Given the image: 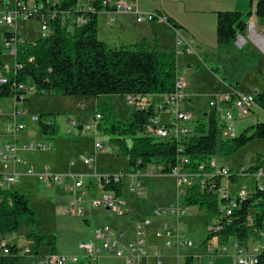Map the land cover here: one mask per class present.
Returning <instances> with one entry per match:
<instances>
[{"label": "trees", "instance_id": "1", "mask_svg": "<svg viewBox=\"0 0 264 264\" xmlns=\"http://www.w3.org/2000/svg\"><path fill=\"white\" fill-rule=\"evenodd\" d=\"M78 2L79 0H61L56 7L59 12L82 15L87 22L69 29L55 19L49 23L52 28L50 35L42 36L32 43L23 39L14 58L15 64L20 67L15 72L6 70L2 59L4 46L0 42V66L4 67V75L9 80L8 84L0 85V100L13 97L20 99L21 95L27 97L24 92H15L14 84L28 83L29 80L33 82L36 95L51 93L62 97H91L98 100L103 96H132L140 105L136 106L128 121L118 119L111 105L102 103L98 106L102 114L99 129L114 136L113 142L128 159L132 172L144 171L149 166H160V174L169 175L183 159H187L189 163L185 167L191 175H200L202 166L203 173L212 174L214 171L210 163L219 151L225 156H233L256 140L264 139L263 123L243 130L235 138L222 139L218 114L210 108L209 111L202 112L200 119L194 122V132L186 138L177 140L174 137L152 136L148 132L150 119L155 116L162 99L175 92L179 77L177 53L162 52L145 43L123 46L119 50L109 49L98 36L97 14L102 11L100 0L95 3V14L78 12ZM43 4L44 8L38 14H48V10L52 8L46 0ZM253 4L254 0L250 2V6ZM252 14L251 11L218 12V47H230L236 43L239 34L245 35L247 21ZM255 15L264 26V0L257 1ZM169 20L178 29V24L170 18ZM13 35L12 32H6L5 38ZM210 68L216 72L215 68ZM143 105L148 106L143 108ZM255 105L264 112V92L255 96ZM39 115L42 120L52 122L50 126L42 122L39 124L42 134L49 137L56 135L58 124L52 119L53 115L43 112ZM263 164L264 162L247 172L254 173ZM230 180L235 185L238 174L234 173ZM210 183L217 188L221 184V178L216 176ZM105 191L115 193L117 197L122 196L123 184H109L105 186ZM184 201L188 207L197 206L205 210L209 217L220 221L221 231L218 234L209 233L206 241L218 236L226 242L234 238L247 243L250 240H260L264 233V190L253 191L247 198L238 200V208L230 216L220 210V206L228 205L229 200H220L208 185L202 190L199 184H193L187 189ZM37 222V213L23 193L0 189V236L16 233L25 224L30 229L28 237L33 239L37 247L46 243L52 254H55L56 236L36 232ZM5 247L11 253L8 256L2 254L0 264H19L17 246L6 244Z\"/></svg>", "mask_w": 264, "mask_h": 264}, {"label": "rangeland", "instance_id": "2", "mask_svg": "<svg viewBox=\"0 0 264 264\" xmlns=\"http://www.w3.org/2000/svg\"><path fill=\"white\" fill-rule=\"evenodd\" d=\"M24 1L27 2L26 0ZM28 1L31 4L37 3L36 1H39L43 4L44 0ZM46 1L49 3L51 1L58 0ZM14 2L15 0H0V17L2 11H7L8 4L10 3L13 5ZM256 3L257 0H254V4L251 7L249 0L247 8L244 9L239 8V6L237 5L234 6L232 0H225V4H222L223 6L220 9H222L221 11H240L244 13H248L251 11L253 14L248 18L247 24L250 21H255L257 22L258 31H262L264 30V26L259 22L255 15ZM209 9L210 7L206 2V37L202 38V40H195L200 44V41L206 43L207 54H203L201 56L203 60L207 59L208 54L216 51L215 48L217 46V11L215 13L212 12L215 10ZM50 18L51 16L49 14H36L31 18L20 17L17 23H14L11 26L0 25V42L2 46L4 45L6 40V32L16 33L22 39H24V41H27L29 43L35 42L42 36L50 35V28L47 31L42 30V26L45 23H49ZM193 27L195 26L193 25ZM246 37H248V32H246L245 38ZM256 47L257 46L249 43L243 52L248 56V64H251V62H253V64L255 63L256 66H258V62L261 65L264 64V53H262ZM176 53L177 56L180 55L177 51ZM256 54L259 58L256 62H254ZM2 56L7 65H10V69L6 68V70L12 71L15 65L14 57L11 56L6 48H4V53ZM193 58H195V56L180 55L177 58V61L178 70H180L182 73L185 72L187 76L185 77L186 79H192V76H195V78L198 79L197 83H191L192 104L190 108L192 113L197 114L200 109L208 110L209 102L213 98L228 95L229 89H227V87L222 83L224 78L227 79L224 74L218 73V78L220 79H216V81H213L211 75L207 70L198 71L199 62L196 59L193 60ZM191 61L194 63L193 67H189L187 64ZM243 65H238L236 67L238 69L237 73L239 75H242L246 71L247 66L245 68ZM210 66L216 69V66L214 64ZM188 68H193V71H186ZM228 72L229 82L231 81L234 86L239 87L240 91H245V88L241 84H239L237 80H230V78H232L231 75L234 74L230 67L228 69ZM249 78L250 80H252L253 77L249 76ZM205 79L206 85L205 82H201V80L205 81ZM260 80L263 82L260 88L262 91H264V78L261 77ZM183 82L185 81L183 80ZM28 85L32 86L33 82L29 80ZM26 96L30 99V101H26L25 104L30 103V108L33 112L35 111V109L38 110V108L40 107L42 108L43 113L52 114V119L58 124V132L53 137L41 134L39 136L42 141H52L57 150H55L54 152L48 151L47 153L28 154V158L30 160L31 158L35 159L36 161L39 160L41 163H44V166L51 167L53 171L61 175H82V181H85V179H87L85 178L87 177L86 174L93 172L94 168H96V174H98L99 176L126 175L130 172L128 159L121 153L119 147L113 142L114 136L111 133L106 132L105 130H101V132L96 136L84 129L71 127L69 125V122H76L78 125L82 126L90 123L92 118L96 115L98 106L102 103L111 105L114 108L118 119L122 121H128L137 107L130 106V104L125 100L124 97L103 96L98 100L91 97H62L51 93L44 95L28 93V95ZM4 100L5 101L0 103V105H2L5 112L12 111L16 102V98H6ZM98 111L99 113H101L100 109ZM234 111H236L235 117L238 135L243 130L249 129L258 123L264 124V112L262 110L260 111L258 109V111L256 110L255 113L244 118L240 116L237 110ZM166 118L167 117L165 115L162 116V120H166ZM197 119L200 118L197 117ZM4 121H7L6 116H0V133H2L1 131H3L2 124ZM193 125L194 122L190 124V126ZM68 129L71 130V133H68ZM96 142L102 144V146L105 148V152H98L95 166L93 164V166L90 167L85 165L84 160L88 158L91 153H93ZM215 158L217 159L219 166L225 165L233 170L242 168L251 169L256 165L258 166V164L260 165L264 162V139L256 140L255 142L241 149L233 156H225L221 151H219ZM259 158H261L260 161ZM8 165L10 164H6L3 161H0V173L4 172V168H7ZM147 172L148 171H146V173ZM250 175L251 173H248L246 177H240L238 182L235 184V187H233V190L239 192L243 187L253 190L255 188V183ZM68 182L69 181L65 182V184L62 186H57L52 189H45L46 187L41 183H35L37 186L36 188H38V190H42L38 197L32 198V203L35 207L34 210L36 211L38 217V222L35 227L36 232L41 234L47 232L48 235H55L57 238V243H62V246L68 251L72 249L74 250V248L77 247V256L81 257L82 253L78 249V246L93 239V232L95 228L108 227L112 230L117 231L122 229L123 233H126L128 229L130 232L129 235L134 238L135 227L138 223H141L144 220L143 217L145 215L147 218H150L152 220L151 226L145 229V239H147V246L149 247V245L151 246V244H153L152 246H156L155 249L159 248L163 250L162 252H165L163 253V256L166 261H169L170 264H177V252L175 249H162V247L157 245L161 244V246H164V244H166V241H169L166 233L163 234L168 238L165 239L166 241L164 240V238L157 239L156 237L157 229H161V226L159 224L165 223L164 217H166L167 215L157 218L153 216V211L155 209L167 207L171 202H175L178 199V188L176 186L175 179H172L168 176L163 177L159 175L145 176L140 178V182L145 189V194L141 198H138L135 193L133 194L128 191V180L125 179L123 181V196L125 197L127 202H129V205L136 209H140V211L136 215H134V217L118 216L115 214L113 215V213L104 211V209L101 207L96 208L95 211V208L92 209V207H90L91 205L88 204L90 201L92 202L93 199L97 197L94 196V192H92L91 195H87L85 198L83 197L84 202H86L85 204L83 203L84 215L78 216L77 214H70V212L65 213L66 210L72 207V203L78 199V195H76V193L69 188L70 184H68ZM19 186H22L23 191L27 193H30L32 191L37 192V190H35L30 185V183L27 182V180L23 179L14 187ZM25 186H27L26 190H24ZM95 188L97 189V187ZM99 191L100 190H97V192ZM98 198L100 197L98 196ZM165 220L169 222L170 230L176 231V225L173 226V219L167 217ZM182 221L185 228L182 233L185 234L186 238L191 240L194 245L191 248L181 249L182 251L180 255L182 257L180 258V261L182 263H184L185 259L183 251L187 250V253H192V255L195 256L196 262L198 261L200 264H232V256L234 254V250L231 246V242L224 243V246H227L229 250L223 256L215 254L210 255V253H208L210 252L208 250L209 246H211L215 251L217 248H219L220 245V240L218 239V237H213L210 241H206L209 234L208 226L216 223L217 219L209 217L205 210L197 206H191L189 207L185 217L182 218ZM23 227H21V229L15 234L13 233L9 234L8 236H0V256H3L1 250L2 245L6 243L15 246V244L18 243L19 248L17 249L19 250V253L17 255L19 257V264H30L31 257L33 255L22 254V251L25 252V250L27 249L31 251V248L29 247L30 238L23 233ZM167 254L171 256L169 257ZM82 259L83 257L81 258V260ZM97 264L125 263L114 254L103 252Z\"/></svg>", "mask_w": 264, "mask_h": 264}, {"label": "built area", "instance_id": "3", "mask_svg": "<svg viewBox=\"0 0 264 264\" xmlns=\"http://www.w3.org/2000/svg\"><path fill=\"white\" fill-rule=\"evenodd\" d=\"M59 1V0H58ZM58 1L47 2V4L52 7L48 10V14L51 16L50 22L56 20L60 21V24L63 27L72 29L76 26L85 24L87 21L82 15H73L71 12H59L57 10ZM97 0H79L77 5L78 12H91L95 14L97 12L95 8V3ZM100 5L102 10L111 14L113 21L116 16L129 14L133 15L136 19V22L139 24L142 23H162L168 25L174 34L177 36V52H180V55L192 54L194 53V48L186 44L183 38L179 35V30L173 27V24L170 22L169 17L162 11L156 10L153 12H143L138 6L137 2H132L130 0H100ZM44 8V4L41 2L31 4L25 2L24 0H15L14 4H8L7 11L1 12L0 25L11 26L14 23H17L20 17L31 18L32 16L38 14V11ZM49 23H45L42 26L43 31H47L52 28ZM248 37L245 38L243 35H238L236 43L240 48H244L247 43L250 41L257 48L264 53V30L258 31L257 26L253 21L248 23ZM13 33V32H12ZM48 36V35H46ZM45 36V37H46ZM23 42V39L14 33L13 36H8L5 40L4 48L9 51L11 56L15 58L17 54V49L20 43ZM17 69H20L18 65H14V68L11 72H15ZM9 80L4 75V67L0 66V85L8 84ZM15 92H24L35 93L34 85L29 86L28 83L24 84H14ZM258 93L250 94H241L234 92L225 96H218L213 98L209 102V108L216 110L219 118L220 125V135L222 139H232L238 135L237 126H236V117L235 111L237 110L242 116H248L254 111L258 110L255 105V96ZM25 96L21 95L20 100H24ZM125 100L128 101L130 106H139L140 103L136 102L132 96L125 97ZM162 104L156 109L155 116L150 119V126L148 132L157 138H168L174 137L177 140H181L190 136L194 132V125L190 126L191 123L196 121L194 113L189 109V99L185 94V82L180 77H177L175 92L168 98L162 99ZM148 105H143V108H146ZM165 114L168 116V121H163L160 118V115ZM16 119L13 122H10L5 125V135L16 139V136L23 132L26 129V125L22 122H18L17 119L22 117H30V120L33 123L40 124L41 122L46 126L52 124L51 120L41 119L39 114H29L26 110H16L15 113ZM102 122V114L96 111L95 117L92 118L90 124L85 126V129L88 132H92L94 135L98 134L99 125ZM71 127H77L76 122H69ZM68 133H71V130H68ZM54 148L52 142L50 141H39L31 142L28 144H22L20 147L13 143H5L0 145V161H3L6 164H18L21 162L20 158L17 157V150H36V151H46L52 150ZM182 149H180L181 151ZM95 151H103V146L100 143H96ZM86 165H93L96 163L94 156H89L84 160ZM189 163V160L183 159V162L179 164L176 168L172 170L169 176H172L178 183L180 187L186 188L184 194H186L187 189L193 184H199L202 190L209 186L210 190L216 192L220 200H229L228 205H221L220 210L223 214L230 216L232 212L238 208V200L247 198L253 191L264 190V167L256 170L254 173H251L255 181L254 190H250L246 187L240 189L239 192L233 190L234 185L231 184L230 178L234 173L238 174V178L246 176L248 174L247 169H238L231 170L227 166H219L217 159L214 157L211 160L210 166L213 169V173H203L204 167H201L202 173L200 175H191L190 171L185 167ZM154 170L158 173L162 170L160 166H152ZM143 171H137L129 173L128 178L132 179L133 182L130 184V191L138 195L144 193V187L140 182V177ZM26 176L35 177L37 181L43 184L46 188L52 189L56 186H61L65 182L72 185V189L82 188L83 182L81 179H77L74 174L61 175L57 174L49 169H46L44 172H37L33 166H30L26 171ZM17 172L3 173L0 174V189H9L11 186L16 185L21 182L22 176ZM216 176L221 178V184L219 187L211 186L210 180L214 179ZM95 187L99 190L105 191V186L115 183H122L123 177L121 175L115 176H99L95 175ZM103 196L101 201H94V206L103 205L107 210L113 212L117 215H123L126 213V201L122 198L117 197L115 193L107 192ZM185 197V195H184ZM183 197V198H184ZM73 206L76 207V203H73ZM188 210L184 199L177 200L175 203L170 205L168 211L155 210L154 215L160 216L162 214H167L170 212L179 220L180 227L182 222L180 219L183 218ZM82 208H79L78 214H81ZM151 220L148 218L145 221V225H149ZM142 229L143 226H138V237L140 240L136 243H129L128 245L124 244L126 238L125 233L115 232L114 230L103 227L95 231L94 237L95 241L100 244V248L97 249L94 243H82L79 245L80 250L83 251V256H74V257H52L50 260L51 264H86L81 261L83 257L85 260H91L92 264H95L102 254V251L112 253L118 258L126 260L127 264H141L142 259H153L150 260L147 264H163L161 261L160 254L156 253L153 256L148 254L145 247V241L142 239ZM221 231L220 221L212 225L209 228L210 234H216ZM183 228L180 229V232L175 237L176 242L179 246H193V242L187 240L185 235L182 233ZM165 233L169 239L174 238L173 234L169 230H165ZM162 234H158V237H161ZM253 246L232 244L234 248L237 249V253L233 259V264H264V233L261 234V239L254 241ZM3 245V252H9L10 249ZM23 254H30L29 250L22 251Z\"/></svg>", "mask_w": 264, "mask_h": 264}, {"label": "crops", "instance_id": "4", "mask_svg": "<svg viewBox=\"0 0 264 264\" xmlns=\"http://www.w3.org/2000/svg\"><path fill=\"white\" fill-rule=\"evenodd\" d=\"M26 1L29 3L28 0H26ZM130 1L137 2L139 8L143 12H153V11H156V10H162L164 13H166L169 16L170 19H172L175 22V24H178L177 28L179 30V35L183 38V40L186 42V44L190 45L195 50L194 53H192V54L183 53L181 55L195 56V58H193V60L196 59L199 62L198 71H202V70L206 71L207 70L208 73L211 75L213 81H216V79H220V78H218V73L219 74H224L227 79L224 78L222 83H223L224 86L227 87V89H229V92H228L229 94H232L234 92L241 93V94H250V93H255V92L263 93L264 92L260 88V86L263 83L260 80V78L261 77L264 78V64L261 65V64H259V62H258V66H256L255 63L253 64V62H251V64L250 63L248 64V62H247L248 61L247 60L248 56L245 55V53L243 52L244 49L240 48L237 45V43H235L236 45L234 44V45H232L230 47H226V48H220V47H218V44H217V46L215 48L216 51H213V53L210 51L211 54L207 55L208 56L207 59L203 60V58L201 57L203 54L204 55L207 54V52H206V43H204L203 41H200L201 42V44H200V43H197V41H195V40H202V38L206 37V2H207V4L210 7L209 10H215V11H212V12L216 13V11H217V13H218V12H222L221 11L222 9H220V8L223 6L222 4H225V0H130ZM232 1H233V5L234 6L237 5V6H239V8L246 9L249 0H232ZM251 1L252 0H250V2ZM256 5H257V3H256ZM215 8H217V9H215ZM234 12H240V11H234ZM242 13H244V12H242ZM111 19H112L111 14H109L108 12H106L104 10H102L101 12H99L97 14L99 39L101 41L105 42L109 49L119 50L123 46H135V45H138V44H141V43H145L148 46H150L152 48H156V49H158L159 51H162V52L173 53V52L177 51V48H178L177 47V36L174 34L172 29L166 24L157 23V22H152V23L147 22V23L139 24V23L136 22L135 17L133 15H129V14L118 15V16L115 17V19L113 21H111ZM253 22L257 26V22H255V21H253ZM191 24H193L195 27H193V25H191ZM216 26H217V24H216ZM257 30H258V28H257ZM216 31H217V27H216ZM245 35H243V36H245ZM249 43H251V42L249 41L247 43V45ZM251 44L254 45L253 43H251ZM178 53L180 54V52H178ZM179 56H177V58ZM258 58L259 57L256 54V58H255L254 62H256ZM2 59H3V56H2ZM4 63H5V68H9L10 69V65L8 66L7 63L5 62V60H4ZM187 64H188L189 67L190 66L193 67V65H194V63L192 61L190 63H187ZM212 64H214L216 66V69H217L216 72H214L210 68V65H212ZM238 65H243L245 68L247 66L245 73H243L242 75H239L237 73L238 69L236 67ZM229 67L232 69V71L234 73L233 75H231L232 78H230V80H232V81L233 80H237L238 83L241 84L245 88V91H240L239 87L234 86L231 81L229 82V80H228V78H229L228 77V74H229L228 69H229ZM186 71H188V72L193 71V68H188ZM178 72H179V77L182 78L185 81V94H186V96L189 99V103H190L189 104V109H190L191 108V104H192L191 83L192 84L193 83L194 84L197 83L198 79H196L195 76L194 77L192 76V79H190V78L186 79L185 77H187V76H186L185 72L182 73L180 70H178ZM249 76L253 77L252 80H250ZM189 80H190V82H189ZM201 82H205V85H206V79H205V81L201 80ZM3 101H5V100L3 99L2 101H0V103H2ZM26 101H30V99L27 98V97H25L24 100L16 99V102L14 104V107H13L12 111H7V112H5V110L2 107V105H0V116H6V118H7V121H4L3 124H2L3 131H1L2 133H0V145L5 144V143H13V142H15L17 147L18 146L20 147L22 144H28V143H31V142L42 141L41 138L39 137L40 134L43 135L42 132H41L39 124L33 123L30 120V117H22L20 119L19 118L17 119L18 122H22V123H24L26 125V129L23 132H21L20 134H18L16 136V139L12 140L13 138L8 137V136L5 135V132H4L5 125L10 123V122H13L16 119L15 113H16L17 109L26 110L29 114H39L40 112H42V108H40V107L38 108V110L35 109V111L33 112L32 109L30 108V103L29 104H25ZM20 108H22V109H20ZM207 111H209V109L208 110H201L200 109L197 114H194L196 120H197V117L200 118L202 112H207ZM254 112H256V111H254ZM163 115H165V114L160 115L161 120H162V116ZM165 116L167 118H166V120H163V121L166 122V121L169 120V118H168L167 115H165ZM240 116L243 117V118L245 117V116H242L241 114H240ZM88 124H90V123H88ZM88 124H86V125H88ZM86 125H84V126L78 125L77 127L86 130L85 129ZM68 130H70V129H68ZM98 132L100 133L101 130L98 129ZM98 134H96V136ZM96 143H99V142H96ZM96 143H95V145H96ZM52 144L54 146L53 142H52ZM55 150H57L55 148V146H54V148L52 150H46V151L23 150V149L19 150L18 149L16 154H17V157L20 158L21 162H18V164H15V165L14 164L8 165L7 168H4V172H2L0 174L17 172L19 174L25 175L27 169L30 166H33L35 168V170L37 172H39V173L40 172H44L46 169H49V170L53 171L51 167L44 166V163H41L39 160L36 161L35 159H32L30 157L31 160H32L31 161L28 158V154L47 153L48 151L54 152ZM103 152H105V148L104 147H103V151H101V153H103ZM97 153L98 152L95 151V147H94V151H93V153H91L90 156H94L96 161H97ZM22 154H24V155H22ZM95 164H94V166H95ZM87 166L91 167L93 165H87ZM262 167H264V164H263ZM231 170H233V169H231ZM235 170H238V169H235ZM146 171H148V172L146 173ZM53 172H55V171H53ZM129 173H131V169H130ZM129 173L126 174V175H121V176L123 177V181L125 179L128 180V182H127L128 191L130 193L134 194V192L130 191V184H132L133 180L128 178ZM95 175H98V174H96V168H94L93 172H90V173L86 174L87 177H85V178H87V179H85L86 182L82 181L83 182V187L82 188H77V189L74 188V189H72V185L71 184L69 185V188L72 191H74L76 193V195H78V199L74 201L76 203V207L73 206V203H74L73 202L72 203V207L70 209L66 210L65 213H69L70 212V214H73V215L77 214L78 216L84 215L83 205L86 202H84L83 197L85 198L87 195H91L92 192H94V196L95 197L97 196V197L95 199H93L92 202L90 201L88 203V204L91 205L90 207H92V209L95 208L94 209L95 211H96V208L101 207V208L104 209V211L111 212V211L107 210L101 204L98 205V206H94V204H93L94 201H101L103 196L106 194V192L102 191V190L97 192V190H99V189L95 188V184H94L95 183V180H94ZM153 175H159V176H163V177H167L168 176V177H171L172 179H174L172 176L162 175V174L158 173L156 170H154L152 168V166H149L146 170H144L142 172L140 178L145 177V176H153ZM74 176H76L78 180L83 177L82 175H74ZM109 176H115V175H109ZM251 178H253V177L251 176ZM23 179L27 180V182L30 183V185L35 190H37V192L32 191L30 193H27V192L23 191V189H22L23 187L22 186L14 187L17 184L11 186V188H9V189L12 190V191H19V192L23 193L31 201L32 207L35 209V207H34V205L32 203V198L38 197L40 195V193L42 192L41 189L38 190V188H36L37 186H36L35 183L37 182L39 184V182L37 181V179L35 177H29V176H26V175L22 176V180ZM238 180H239V178H238ZM34 181H36V182H34ZM175 182H176V186L178 188V193H177L178 194V199L177 200H183L184 199L183 197L185 195L184 191H185L186 188L180 187L176 180H175ZM254 183H255V181H254ZM122 184H123V182H122ZM234 187H235V185H234ZM26 189H27V186H25L24 190H26ZM45 189H48V188H45ZM180 189H182V190H180ZM235 192H237V191H235ZM144 194H145V189H144V193L142 195H138V194L135 193V195L138 198L143 197ZM98 196L100 198H98ZM119 197L122 198L124 201H126V203H127V205H126L127 211H126L125 214L118 215V216H131V217H134V215H136L140 211V209H136V208L132 207L131 205H129V202H127V200L123 196V193H122V196H119ZM175 202H171L167 207L157 208L155 210L168 211L169 208H170V205L175 203ZM137 207H139V206H137ZM79 208H82L81 214L77 213ZM188 209H189V207H188ZM154 211H153V213H154ZM187 212H188V210H187ZM111 213H113V212H111ZM113 215H114V213H113ZM115 215H117V214H115ZM153 216H155V215H153ZM162 216H166V217H164L165 223H161L162 225L159 224L161 226V229H159V230L157 229V233H156L157 239L164 238V240H165L167 238L165 235H163L165 233L166 229L169 230L173 234L174 238L169 239L168 242L165 240L166 244H164V246H161V244H157V245L162 247V249H164V248H166L167 250L168 249L169 250L175 249L176 252H177V258H176L177 259V264H200L198 261L196 262L195 256H193L192 253H189L190 255L187 253V250L183 251V253H184L183 255L185 256L184 263H182L180 261V258L182 257L180 255L181 251H182L181 249L182 248H191V247L194 246L193 245L191 247H189V246L181 247L176 242L175 237L180 232V229L183 228V231L185 230L182 218L180 219V222H182V226L180 227L179 220L177 219L176 216H174L170 212H168L167 214H162L160 216H155V217L157 218V217H162ZM167 217L173 219V221H174V225L173 226L176 225V231H171L170 230L169 222L167 220H165ZM143 218H144V220L141 223L137 222L138 224L135 227V236H134V238H132L129 235L130 232H129L128 229H127L126 233L124 232L125 236H126V238L124 240V244L128 245L129 243H136V242H138L140 240V238L138 237V226L141 225V226H143L142 239L145 241V247L147 249L148 254H150V256H153L156 253H158V254H160L159 258L161 259L163 264H170L169 261L165 260V258L163 256V253H165V252H162L163 250H161L159 248L155 249L156 246H152L153 244H151V246L149 245V247L147 246V239H145V229L147 227L151 226L152 220L149 218L151 220V222H150L149 225L146 226L145 225V221L148 218L145 215H144ZM170 221H172V220H170ZM217 222H219V221L217 220ZM216 223H214V224H216ZM214 224H212V225H214ZM212 225L208 226V231H209V228ZM23 226H22L23 227V231H24L23 233L26 236H28V234L30 232V229L25 224ZM97 229H100V228H95V230L93 232V239H91L88 242L89 243H94L96 248L99 249L101 246H100V244L98 242L95 241V237H94L95 231ZM120 230H121V232H123L122 229H120ZM120 230H118V231L114 230V231L115 232H120ZM159 233L162 234L161 237H158ZM44 234H48V233L44 232ZM216 234H218V233H216ZM6 236H8V235H6ZM216 237H218V236H216ZM218 239L220 240L219 248H217L214 251L211 246L208 247V250L210 252H208V251L207 252L210 253V255L211 254H215V255L223 256L224 254H226L228 252L229 248L227 246H223L224 243L231 242V246L234 243L242 245V246L246 245L248 247L254 245L253 244L254 240H250L247 243H243V242L236 241V239H234V238H231L227 242L224 241V239L222 237H218ZM187 240H189V239H187ZM15 246H17V248H19L18 247L19 246L18 243H16ZM2 247H3V245H2ZM29 247L31 248L32 252L29 249H27V250H29L30 255H33L31 257L30 264H51L50 260H51L52 257H61V256L74 257V256H77V253H78L77 247H75L74 250L72 249V250L68 251L62 246V243L61 244L57 243L56 253L52 254L50 248L48 247V245L46 243L42 244L38 248L36 243L31 238H30V242H29ZM232 248L234 250V254L232 256L233 259H234L235 255L237 253V249L234 248V246H232ZM78 249L80 250L79 246H78ZM1 250H2V254H3V249H1ZM80 251H81L82 256H83V251L82 250H80ZM103 252L104 251H102V253ZM22 254H23V252H22ZM167 255L169 257L171 256L169 254H167ZM100 256H99V258H100ZM165 256H166V254H165ZM99 258H98V260H99ZM120 259L123 260V262L125 264H127L125 259H122V258H120ZM98 260H97V262L95 264L98 263ZM150 260H153V259H142L140 263L141 264H147ZM81 261H83L86 264H92L91 260H85L84 258ZM70 264H72V263H70ZM232 264H233V261H232Z\"/></svg>", "mask_w": 264, "mask_h": 264}, {"label": "bare ground", "instance_id": "5", "mask_svg": "<svg viewBox=\"0 0 264 264\" xmlns=\"http://www.w3.org/2000/svg\"><path fill=\"white\" fill-rule=\"evenodd\" d=\"M224 246V245H223ZM3 255L4 256H8L9 255V252H3Z\"/></svg>", "mask_w": 264, "mask_h": 264}]
</instances>
